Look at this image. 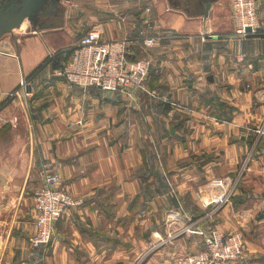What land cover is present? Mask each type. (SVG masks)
I'll list each match as a JSON object with an SVG mask.
<instances>
[{"label":"crops","instance_id":"0c3cea01","mask_svg":"<svg viewBox=\"0 0 264 264\" xmlns=\"http://www.w3.org/2000/svg\"><path fill=\"white\" fill-rule=\"evenodd\" d=\"M56 1L37 0L0 38V264H175L205 247L186 225L241 231L238 264H264V0L261 34L245 37L233 0ZM92 28L164 36L148 50L130 45L153 60L136 99L56 73ZM250 154L232 201L208 216L198 189L239 173ZM46 170L82 203L32 247Z\"/></svg>","mask_w":264,"mask_h":264},{"label":"built area","instance_id":"2783aa9c","mask_svg":"<svg viewBox=\"0 0 264 264\" xmlns=\"http://www.w3.org/2000/svg\"><path fill=\"white\" fill-rule=\"evenodd\" d=\"M233 15L236 22L235 33L244 37L249 33L260 32L261 16L258 0H233ZM248 27L251 30H248ZM178 34H170L168 37ZM164 36L146 35L104 38L98 28L87 30L72 47V54L61 68L58 75L65 76L72 84L84 88L98 86L104 90L116 92L132 99L138 97L140 89L146 86L151 73L152 58L148 55H130L129 48L136 39L142 41L144 50L157 45ZM28 84L23 79L22 86ZM18 90L13 92L17 93ZM260 138L264 137V124L256 129ZM247 162L239 174H226L211 178L198 194L202 204L209 207V214H214L230 203L238 187L243 173L247 170ZM44 183L37 190L35 197L36 217L33 232L28 237L32 247L49 244L54 236L57 221L70 207L79 205L82 200L70 191L61 187L58 174L46 170ZM180 211L169 213V219L180 215ZM186 225L184 231L203 235L205 247L175 259V264H238L247 258L248 243L241 231L223 233L220 230ZM173 236V234H170ZM143 258L135 264H141ZM22 264H30L23 261Z\"/></svg>","mask_w":264,"mask_h":264},{"label":"water","instance_id":"95a60500","mask_svg":"<svg viewBox=\"0 0 264 264\" xmlns=\"http://www.w3.org/2000/svg\"><path fill=\"white\" fill-rule=\"evenodd\" d=\"M11 4L0 10V38L22 25L28 12L37 4V0H10ZM56 2V0H53ZM248 30H251L248 27ZM260 32L249 33V36L260 35Z\"/></svg>","mask_w":264,"mask_h":264},{"label":"rangeland","instance_id":"374dc122","mask_svg":"<svg viewBox=\"0 0 264 264\" xmlns=\"http://www.w3.org/2000/svg\"><path fill=\"white\" fill-rule=\"evenodd\" d=\"M259 14H260V11H259ZM262 21V20H261ZM125 36H129V35H125ZM247 36V35H246ZM120 37H122V36H120ZM168 37V36H167ZM245 37V36H244ZM115 38H117V37H115ZM142 56V55H141ZM26 80V79H25ZM86 88H88V87H86ZM117 94H119V93H117ZM121 96H124V95H122V94H120ZM124 97H127V96H124ZM262 124H264V120L261 122V124L260 125H262ZM248 154V153H247ZM247 154H246V156H247ZM244 157V159L242 160V164H241V167H240V170H239V173H240V171H241V169L244 167V165L246 164V162H247V159H249L248 160V163H247V165H249V161H250V158H251V154H250V156H248V157ZM239 173H237V174H239ZM234 175V174H233ZM199 190H200V188L198 189V191H197V197H198V200L201 202V200H200V197H199V194H198V192H199ZM201 204H202V202H201ZM203 205V204H202ZM204 206V205H203ZM205 207V206H204ZM205 209L207 210L206 211V214L208 215V216H216L217 215V213L218 212H220L222 209H220L218 212H216V213H214V214H209V211H210V208L209 207H205ZM209 228V230L208 231H211L212 229H210V228H213V229H217V230H220L218 227H216V226H210V227H208ZM221 231V230H220ZM222 232V231H221ZM175 233V232H174ZM174 233H171V234H173L174 235ZM223 233H225V232H223ZM229 233V232H228ZM1 250H2V248H1Z\"/></svg>","mask_w":264,"mask_h":264},{"label":"flooded vegetation","instance_id":"af4514ba","mask_svg":"<svg viewBox=\"0 0 264 264\" xmlns=\"http://www.w3.org/2000/svg\"><path fill=\"white\" fill-rule=\"evenodd\" d=\"M58 1L54 2V3H57Z\"/></svg>","mask_w":264,"mask_h":264},{"label":"trees","instance_id":"16d2710c","mask_svg":"<svg viewBox=\"0 0 264 264\" xmlns=\"http://www.w3.org/2000/svg\"><path fill=\"white\" fill-rule=\"evenodd\" d=\"M131 55V54H130ZM132 57H134V56H132Z\"/></svg>","mask_w":264,"mask_h":264},{"label":"bare ground","instance_id":"6f19581e","mask_svg":"<svg viewBox=\"0 0 264 264\" xmlns=\"http://www.w3.org/2000/svg\"><path fill=\"white\" fill-rule=\"evenodd\" d=\"M25 26V25H24Z\"/></svg>","mask_w":264,"mask_h":264}]
</instances>
